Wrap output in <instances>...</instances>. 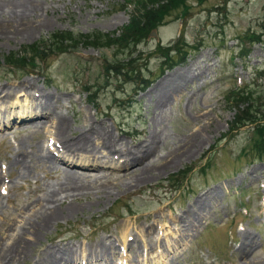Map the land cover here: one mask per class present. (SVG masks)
I'll list each match as a JSON object with an SVG mask.
<instances>
[{"label": "rangeland", "instance_id": "374dc122", "mask_svg": "<svg viewBox=\"0 0 264 264\" xmlns=\"http://www.w3.org/2000/svg\"><path fill=\"white\" fill-rule=\"evenodd\" d=\"M143 1L39 0L34 16L44 25L16 36L3 24L12 20L8 10H21L19 3L10 8L0 0V94L14 88L8 105L14 116L24 114L14 101L26 103L38 89L61 97L69 141L87 118L112 131L123 149L145 148L160 136L154 152L132 166L120 167L126 157L115 154L111 169L37 163L33 177L24 178L16 169L9 173L21 141L29 151L39 142L57 154L65 146L51 138L50 123L0 114V246L14 232L13 220L38 210L67 172L89 187L63 204L72 201V209L41 230L25 259L9 264H35L52 245H73L81 257L83 247L103 240L116 245L114 264H126L125 240L144 242L139 229L150 225L167 248L156 241L138 264H264V0H174L157 23L120 40ZM61 33L75 45L65 40L56 48L51 38ZM37 44L48 48L47 58L31 51ZM17 55L27 62L11 65ZM165 78L169 83L160 85ZM242 110L249 119L235 121ZM144 165L155 167L139 178ZM203 197L210 210L181 237L179 220L188 209L199 211ZM247 234L254 244L243 253Z\"/></svg>", "mask_w": 264, "mask_h": 264}, {"label": "bare ground", "instance_id": "6f19581e", "mask_svg": "<svg viewBox=\"0 0 264 264\" xmlns=\"http://www.w3.org/2000/svg\"><path fill=\"white\" fill-rule=\"evenodd\" d=\"M6 1V5L10 8L14 6L16 7L18 3V7L21 8V10H8L9 13L12 12V20L6 21V23H8L6 25L3 24V27H12V34L16 36L19 34L31 36L35 30L44 25V21L37 20L35 18L41 7L39 0ZM5 12L6 11L3 10L1 14L5 15ZM32 16H34V18H32ZM8 36L9 34H7V37ZM169 79L170 78H165L163 81H161L160 85L163 86L166 83H169ZM24 84L26 87H28V92L33 91V89H31L33 85L31 80H26ZM3 88L4 87L0 85V92ZM167 88L168 87H165V89ZM5 91H7L5 94H0V108L2 107L0 110L1 115L4 116L8 114L9 117L16 122L26 120L32 121L34 119H38L35 121V123L38 122L39 125L43 127H47L48 123H50L51 127L56 130H52L54 136H51V138H55L58 143L62 145V147L65 146L64 149H62L61 152L57 154L54 152V150H52L53 147L51 149L50 146L46 147V145L44 146V144L39 142L34 147H32L31 151H29L28 149L26 150V141H21V145L19 144V148L17 147L15 156L11 160V164H9L10 174H13V169H16L17 174H19L18 176L28 178L29 176H32L31 170L35 168L37 163L44 164V166L46 165L57 170V168L59 169V162L68 164L69 166L80 164L83 168L87 169L99 168L107 170L111 169L113 165H117L118 161L115 162V154L121 155L122 158L120 157L119 160L123 159V156L126 157V160L122 161L120 167L132 166L133 164L143 162L144 158L152 154L160 141V136L154 135L149 145H145V148L141 146L140 148L137 147V149L128 147L123 149L118 146L119 144L116 142V138L112 136V131H110L108 128L100 129L94 124V122L90 123L91 119L89 118L86 119V123L81 127L82 132L79 134V136L69 141L70 137L67 135L69 126L67 125L66 121L67 115L62 109H60L62 101L61 97L55 95L54 93H49L45 90L38 89V95L35 94V96H32L29 99L27 97V101H25L26 103H22L23 99L18 97L17 101H14V103L19 102V104L23 105L24 114L23 112L20 114L25 119L23 120L21 116H14V112L10 111L11 106H8L10 100L12 99L11 97L14 94V88L9 86ZM167 91H164V93L166 94ZM86 126H89V128L86 129ZM196 139L197 140L194 141L195 146L196 142H198L200 138L198 137ZM76 156H82L81 160L78 161ZM174 159L169 161V163L175 161ZM154 167L152 169L148 167V165L140 167L138 170H136L139 171V178L144 177L147 173L153 171ZM135 169L136 168H134V170ZM87 175L89 174L87 173ZM37 177L39 176L37 175ZM80 177L82 176H79V178H74L73 175H70L69 172H67L62 183L58 184L56 188L47 191V194H45L46 196H44V198L41 200V205L38 210H36L33 214L31 213V209L28 211L29 213L24 211L23 214H26L20 220H13L16 224L13 229L14 232L12 231L13 233L9 235V238L5 240L0 246V264H9L12 261L19 263L21 262L22 257L25 259L29 254L30 245L38 241L40 232H42L41 230L46 229L51 222L56 221L62 212L64 213V211H70L72 209V201L71 203L66 204L64 207L63 204L67 202L68 199H71L70 197H73V199L74 197H80L83 194V191H87L89 188L87 181L83 180L84 178L81 179ZM106 193L112 194L111 191L108 190ZM207 198L208 197H203L199 199V211L188 209L185 212V215L179 220L180 223L178 222V225L180 226L179 232L181 233V237L185 234L190 235L193 231H195L197 225L204 217L205 212L210 210L211 202L208 204ZM139 230L144 232V235L141 234L143 236L141 237L145 238L143 239L144 242L140 241L136 237L130 242L125 240L124 244L127 245L131 252L125 256L126 260H124V257L123 259L119 258V260L126 261V264H133V262L138 264L140 261L139 257L146 255L144 252H147L148 255L150 251H155L153 245L156 241L160 242V244L163 246V249L167 248L166 243L164 242L165 239L163 237L155 238L156 236L153 234L155 232L153 225H150L149 227L142 226ZM137 234L138 233L136 232V235ZM253 244L254 240L251 238L250 234L245 235L243 240V253H246L248 249L252 248ZM115 246L116 245H114L113 241L111 240H109L108 243H104L103 240L87 247L82 246L84 248V252L82 256L79 257L77 256V250L74 249L73 245H69V248L63 246L61 249L57 245H52L41 252L43 253L42 259L36 260L35 264H84L82 260H85V264H114L113 257L116 252Z\"/></svg>", "mask_w": 264, "mask_h": 264}, {"label": "trees", "instance_id": "16d2710c", "mask_svg": "<svg viewBox=\"0 0 264 264\" xmlns=\"http://www.w3.org/2000/svg\"><path fill=\"white\" fill-rule=\"evenodd\" d=\"M172 1L174 0H144L143 2H141L140 6H138L136 10L133 11L129 24L122 29L119 37L120 40H124L125 38H127L126 41H128L129 39L132 40L140 33H142L145 29H148L152 25L157 23L164 12L162 8H164V6L171 5ZM65 40H67V42L70 41V45H75L74 42H76V40H73L67 33L55 34L53 38H51V42L53 43V45H55L56 48L60 47V43ZM47 49L48 48L46 46H40V44H37L31 49V51H33L34 54L38 55L39 58L45 59L49 56V54H46ZM26 62L27 59L24 58V56L19 55L14 56L13 60L10 61L11 65L17 66H19L20 64H25ZM245 113V110H242L240 113H238L235 121H238L240 116L243 119H249L248 116L242 115Z\"/></svg>", "mask_w": 264, "mask_h": 264}]
</instances>
